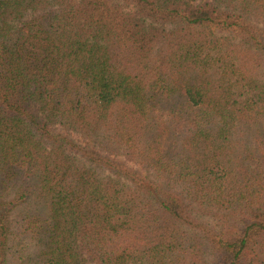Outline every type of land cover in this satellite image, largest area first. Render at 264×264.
<instances>
[{
  "label": "trees",
  "instance_id": "obj_1",
  "mask_svg": "<svg viewBox=\"0 0 264 264\" xmlns=\"http://www.w3.org/2000/svg\"><path fill=\"white\" fill-rule=\"evenodd\" d=\"M263 69L264 0H0V264H264Z\"/></svg>",
  "mask_w": 264,
  "mask_h": 264
},
{
  "label": "rangeland",
  "instance_id": "obj_2",
  "mask_svg": "<svg viewBox=\"0 0 264 264\" xmlns=\"http://www.w3.org/2000/svg\"><path fill=\"white\" fill-rule=\"evenodd\" d=\"M262 74L264 75V69L262 70ZM75 139H76V136H73ZM28 208V206L26 205H23L22 207H18L17 209H15L14 213L12 214L13 216V219L16 220V221H20L22 222V220L20 219L21 218V213L24 212L26 209ZM20 219V220H19ZM26 241H23L24 245L25 243L27 244L29 242L28 239H25ZM20 242V241H19ZM29 254V252H28Z\"/></svg>",
  "mask_w": 264,
  "mask_h": 264
}]
</instances>
